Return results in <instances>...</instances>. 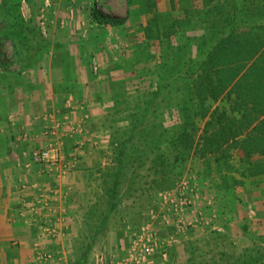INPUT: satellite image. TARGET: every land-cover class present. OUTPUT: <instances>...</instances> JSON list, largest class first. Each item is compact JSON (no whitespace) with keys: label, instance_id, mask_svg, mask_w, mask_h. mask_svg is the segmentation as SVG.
<instances>
[{"label":"crops","instance_id":"obj_1","mask_svg":"<svg viewBox=\"0 0 264 264\" xmlns=\"http://www.w3.org/2000/svg\"><path fill=\"white\" fill-rule=\"evenodd\" d=\"M55 53L77 55L72 49ZM42 55V60L34 59L16 72L0 68V264H41L39 251L50 249L57 250V258L43 264H77L84 259L82 264H94L102 254L97 248L110 231H116L111 238L118 245L132 235L126 218L117 225L113 222L117 208L102 212L97 201L110 200L107 192L116 177L122 182L115 176L119 167L135 165L132 135L138 112L133 100L142 84L119 68L110 79L86 80L79 58L74 63L60 58L53 64L52 52ZM50 145L71 157L56 165L31 161L32 150ZM168 147L174 153L175 145ZM245 152L231 148L224 157L203 154L195 147L175 185L158 186L154 178L147 180L148 173L143 188L117 191L125 199L134 197L133 191L153 195L136 231L146 227L160 241H168V260L163 263L157 257L158 264H217L212 260L223 264L230 248L244 251L251 245L250 234L264 231V155ZM151 162L141 164L155 169ZM158 175L156 180L161 181L162 174ZM131 177L125 175L124 182L131 183ZM181 181L193 190L194 202L180 219L170 216L165 223V199L175 195ZM252 203L257 212L250 216ZM80 246L89 248L87 255L71 251Z\"/></svg>","mask_w":264,"mask_h":264},{"label":"rangeland","instance_id":"obj_2","mask_svg":"<svg viewBox=\"0 0 264 264\" xmlns=\"http://www.w3.org/2000/svg\"><path fill=\"white\" fill-rule=\"evenodd\" d=\"M237 2L243 6L253 4L252 0ZM258 2V5L249 8L252 12L249 17L255 26L264 24V7ZM199 3L201 5V0H149L148 4L146 0H0V68L16 72L33 63L34 59L42 60L43 52H52V57L55 56L52 58L53 64L60 58L66 57L69 63L79 58L86 80L95 81L99 77L110 79L116 68L124 74H132L134 81L139 80L142 84L133 100L134 110L139 116L133 119V125L137 128L133 142L136 145L151 144L152 147L165 145L183 131L185 118L181 110L184 105L193 107L192 101H187V95L191 90L190 79H195L196 75L192 73L188 77V71L197 72V65L206 59L205 53L198 51V47L204 49L202 38L206 36L207 27V20L199 24L202 19L197 8ZM186 10L190 14L188 17ZM242 18L240 23L248 22V17ZM60 49L68 52L72 49L77 55H54ZM191 60L192 64L188 65ZM94 62L99 65L97 74L93 70ZM64 67L59 69L63 70ZM98 89L96 87L94 91ZM223 96L216 102L209 100L207 105H211V113L227 111L230 118L239 119L240 115L234 113L226 94ZM209 120V117L199 119L196 116L197 132L192 133L194 145L199 146H196L197 149L203 148L201 136ZM67 157H71L69 152L64 153V158ZM149 165L146 163L143 166L140 161H136L132 166L130 180L134 181L135 190L144 187L146 174L149 173L148 181L150 177L155 180L159 177L156 173L158 170L150 169ZM129 186L123 178L119 190L123 193ZM133 195L126 199L124 194L118 195L114 202L117 209L113 210L111 216L116 225L126 218L131 226L130 234L140 227L154 201L153 195L148 193L140 195L138 191H133ZM97 202L102 212L111 209L109 199L102 198ZM251 209L256 211L254 204ZM115 233L114 230L110 231L109 238L97 250L108 255L119 254L121 248H127L129 237L118 245L114 237L111 238ZM250 235L248 240L251 245L244 246V251L242 248H230L223 264H232L238 258L246 259L248 255L257 254L259 259L253 264H264V231ZM252 240L256 241L253 246ZM192 249L196 251L194 247ZM71 251L79 255L85 254L88 249L80 246ZM236 251H239L238 256ZM52 255L55 260L57 254ZM212 262L218 264L217 260Z\"/></svg>","mask_w":264,"mask_h":264},{"label":"trees","instance_id":"obj_3","mask_svg":"<svg viewBox=\"0 0 264 264\" xmlns=\"http://www.w3.org/2000/svg\"><path fill=\"white\" fill-rule=\"evenodd\" d=\"M146 1L148 4L149 0ZM252 2L253 4L245 6L239 4L237 0H201V5L199 3L200 6L197 8L202 17L199 24H204L207 20V27L206 36L202 38L204 49L198 47V51L205 53L206 59L197 65V72L188 71V77H191L192 73L196 75L195 79H190L191 90L187 95V101H192L194 108L184 105L181 110L185 118L183 131L179 136L169 139L165 145L152 147L151 144L149 146L134 144L133 147L131 159L133 164L136 161L144 163V160H152L151 163H155L153 167L156 169L158 166L156 173L162 174V180H155L156 185L171 187L182 177L183 163L198 146L194 145L193 137V133L197 132L196 116L199 119L207 117L210 119L204 126L201 136L203 154L223 153V156L227 157L226 151L242 147L246 150L247 156L254 150L264 155V24L255 26L251 23L252 19L249 16L252 12L249 8L258 5L256 3L258 0ZM258 3L264 7V2ZM188 15L189 11L186 10V16ZM243 16L248 17L247 23H240ZM192 62L193 60L188 65ZM251 62V66L248 67ZM244 70H246L244 75H241ZM224 94L231 103L234 113L240 115L239 119L230 118L227 111L211 113V105H207L209 100L216 102L223 98ZM138 117L137 115L136 118ZM136 130L134 125L133 132ZM244 135L246 138L241 139ZM132 138L134 141L135 135H132ZM169 144L175 145L174 153L168 147ZM163 147L166 148L164 152ZM172 155L174 160H171ZM130 174L133 175L132 166H121L115 176H120L121 181L125 175ZM172 175L175 177L174 181L170 179ZM116 179L117 182L107 192L111 209L116 208L114 202L118 199L117 191L122 183L118 182V177ZM130 182L127 191L135 190L132 183L134 181ZM84 253L87 255V251ZM258 255H248L246 259L238 258L232 264H253L259 259ZM83 261L77 264H82Z\"/></svg>","mask_w":264,"mask_h":264},{"label":"built area","instance_id":"obj_4","mask_svg":"<svg viewBox=\"0 0 264 264\" xmlns=\"http://www.w3.org/2000/svg\"><path fill=\"white\" fill-rule=\"evenodd\" d=\"M93 5L95 6L96 4L94 3ZM98 69L99 65L94 62L93 70L95 74H97ZM30 157L31 161L37 164L51 163L56 165L65 160L64 152L60 151L57 145H50L47 149H35L31 152ZM176 194L179 196L176 197ZM193 202V190L184 181L178 183V190L175 195L165 199L167 206L166 211L163 212L165 223H168L167 221L170 216L180 219V213L184 212L186 208L191 207ZM253 214V209H250L249 215L252 216ZM179 223H182V221H179ZM169 247L168 241H160L154 232L145 227L140 231L132 233L129 246L124 248L123 251L121 249V253L99 254L94 264H158L156 262L157 257L164 263L169 257ZM53 253L58 254L57 251L50 250L46 252L40 250L38 254L40 263L43 264L45 261L54 259Z\"/></svg>","mask_w":264,"mask_h":264}]
</instances>
